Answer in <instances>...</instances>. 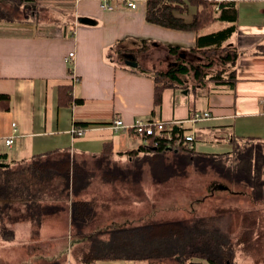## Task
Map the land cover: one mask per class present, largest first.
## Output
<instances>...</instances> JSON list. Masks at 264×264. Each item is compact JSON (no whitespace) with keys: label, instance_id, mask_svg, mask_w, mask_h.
<instances>
[{"label":"crops","instance_id":"0c3cea01","mask_svg":"<svg viewBox=\"0 0 264 264\" xmlns=\"http://www.w3.org/2000/svg\"><path fill=\"white\" fill-rule=\"evenodd\" d=\"M212 1H234L238 6V29L231 44L239 55L229 68L235 73L233 85H208L199 90L192 86L168 87L156 114L152 113L156 83L153 71L160 72L174 62L168 45L187 51L195 45L196 33L148 22L147 0H138L136 9L113 1V10L103 9L100 0H51L50 18L33 23L0 21V95L9 96V100L0 99V155L16 165L36 155L70 152L79 161L94 164V158L109 146L113 160L128 158L126 152L139 149L145 141L131 131H115L111 124L116 118L127 124L152 117L183 121L188 133L199 135L201 141L204 137L210 139L208 147L223 150H204L207 153H230L241 140L264 143V0ZM79 17L90 21L77 23ZM185 17L191 20L193 12ZM144 39L150 47L138 56L133 54L137 67L129 65L128 50L142 46ZM120 50L127 51L120 54ZM73 51L74 58L68 61L66 57ZM139 64L144 70L138 68ZM61 85L72 86L74 101L68 105H58ZM78 98L83 102L76 103ZM196 111H210L212 116L195 123L188 121ZM84 122L89 124L82 127L84 134L75 136L74 125ZM11 137L13 143L8 145L6 140ZM201 141L196 144L199 151ZM51 178L23 191V196L38 190L43 203L56 207L41 218L24 217L22 207L19 218L8 222L14 238L0 236V264H35L34 260L67 264L64 255L57 262L59 253L55 248L47 250L51 243L61 242L59 229H67L66 222L71 230L75 229L71 260L83 264L82 249L74 251L75 245L89 243L91 233L119 225L103 217L105 208L97 209V204L106 207L98 196L89 198L86 189L91 182L75 192L64 185L57 187L55 175ZM77 200L90 202L96 212L94 217L79 221L81 225L73 226L72 205ZM34 243L42 245L30 246ZM30 248L44 253H31ZM24 254L31 256L21 263ZM107 264L132 263L115 260Z\"/></svg>","mask_w":264,"mask_h":264},{"label":"trees","instance_id":"16d2710c","mask_svg":"<svg viewBox=\"0 0 264 264\" xmlns=\"http://www.w3.org/2000/svg\"><path fill=\"white\" fill-rule=\"evenodd\" d=\"M4 1L0 0V21L22 22L24 19H21L17 8H21L25 3H34L38 0H9L13 4L9 9L3 6ZM191 12H193V17L187 20L185 16ZM238 17L239 10L234 1L147 0L146 19L148 22L166 28L196 33V43L188 50L190 56L180 46L168 45L169 54L174 57V62L159 72L162 79H156L153 114L161 109L163 92L168 87L189 88L192 86L194 90H199L208 88V85H213L215 88L233 85L234 71L209 72L210 74L207 71L216 63L215 60H209L210 52L217 54L226 68L235 64L239 53L236 46L231 44V39L238 29ZM217 23L225 25L213 31H206V28ZM147 42L144 39L142 46L128 51L138 56L150 47ZM125 51L127 50L118 52L123 54L126 53ZM196 56L201 58L197 59V63L194 62ZM140 66L141 64L138 68ZM184 77L189 79V85L184 81ZM72 93L71 85H61L58 88V105L72 103L74 101ZM0 99L9 100V96L0 95ZM82 102L81 98L76 99V103ZM88 125L87 122L76 123L77 127ZM166 125L169 127L171 122L167 121ZM188 130L189 128L183 125H172L169 129L172 144H169L164 136L150 137L147 143L144 142L139 149L126 152L128 163L132 162L131 165L138 174L142 172L144 163H147L151 168L153 179L159 183L173 176L186 174L191 165L204 173L212 171L230 182H233L230 179L232 173L241 174L244 170H249L246 177L241 175V179L247 180L246 182L254 189L253 177L250 175L252 165L249 161L252 153L241 154L236 145L230 153L199 151L196 147L197 142L201 141L199 135L194 134V140L187 142L185 135L189 132ZM177 138L179 143H176ZM57 152L36 155L30 161H21L22 163L18 162L16 165L10 163L0 165V236L3 239L14 238V230L8 226V222H15L19 218L18 213L23 206L24 217L31 218L35 215L40 218L44 217L56 207L43 203L41 192L38 190H34L35 193L28 192L23 196L26 194L23 191L36 188L40 183L52 181L51 177L54 175L57 187L64 185L65 189L75 192L83 184L90 183L92 175L96 173L102 176L101 179L112 183L117 180L129 181L131 177L130 174L127 175L128 172H132L129 168L124 171L118 161L111 158L112 151L109 146L103 154L94 158L93 168L88 165L87 160L79 161L70 152L62 153L60 156ZM140 153L146 156L141 158ZM233 155L237 158L234 164L217 159L220 157L233 158ZM0 163H7L4 155H0ZM134 178L136 182L138 179L136 174ZM258 193H254L253 196L257 202L264 198L262 191ZM95 209L90 202L74 201L72 225L80 224L79 221L81 222L82 219L94 217ZM248 221L249 217L243 215V231L234 240L229 231L220 228L215 223L214 217L207 216L195 218L190 223L177 219L150 221L142 225L121 226L98 231L87 237L89 243L82 249L83 255L80 261L83 264L117 259L144 261L146 264H237L235 260L237 247L242 246L245 251H249V248L254 245L251 233L247 232L248 235H246L244 230ZM38 232V229L34 228V234ZM103 233L108 234L106 239L102 238Z\"/></svg>","mask_w":264,"mask_h":264},{"label":"rangeland","instance_id":"374dc122","mask_svg":"<svg viewBox=\"0 0 264 264\" xmlns=\"http://www.w3.org/2000/svg\"><path fill=\"white\" fill-rule=\"evenodd\" d=\"M51 4V0H38L34 3H25L21 8H17V10H19L18 13L21 19H24L22 22H39V20L53 16V12H49ZM12 5V2L9 0H5L3 3V6L7 9ZM219 28L221 27L214 24L206 28V31H213ZM187 53L190 56V51L187 50ZM209 55L211 58L209 59L207 55V59L215 60L216 63L207 71L208 74L215 72L221 73L223 71L226 73L230 72V67L226 68L223 66L217 54L210 52ZM198 57L200 56L194 57V62L197 63V59H201ZM198 61L209 62L207 60ZM141 68L143 69V66H141ZM153 74L157 80L162 79L161 75H159V71H153ZM184 81L186 84H190L189 79L185 77ZM206 83H208V81ZM209 143L210 139H205L204 137V140L199 143L202 144L200 150L223 151L221 149H212L208 147ZM235 145L238 147L237 150L241 154L247 152L252 153L249 157V161L252 165L250 166V175L253 177L254 189L246 182L247 180L241 179V175L242 177H246V173H249V170H244L241 174L232 173L230 179H232L233 182H230L212 171L204 173L200 170H196L191 165V167L187 169L188 172L186 174L176 175L163 183H159L153 179L151 168L147 163H144L142 172L138 174L134 166L131 165L132 162L128 163V158H123L117 161L124 171L128 168L132 171L126 172L127 175H131L129 181L117 180L112 183L108 180L101 179L102 176L100 177L99 173H96L86 190L91 195L89 198L98 196V198L103 201L106 207L97 204V209L101 211L105 208L103 210V217L108 218L107 221L119 222V225L116 227L126 226L123 225L125 223L129 226H135L150 221H168L176 219L190 223L195 218L207 216L214 217L215 223L220 228L229 231L234 240L243 231L242 217L245 215L249 217V221L246 224L249 229L244 227V230L246 235H248L247 232L251 233L254 245L249 248V251H245L242 246L237 247L235 260L237 264H264V198L257 202L253 197L254 193L259 194L258 191H262L264 194V143L247 139L241 140ZM140 156L144 158L146 155L140 153ZM234 158H236V156L233 155V158L220 157L217 159L219 161H227L230 164H234L237 160V158ZM90 162H88V165L93 168L94 164ZM134 174L138 177L136 182L134 181L136 180ZM236 179H238V181H234ZM225 186H227L226 189ZM61 221L64 223V219H61ZM65 226H67V229H59V232L63 235L61 236V242L56 244L51 243L47 250L50 251V248L51 250L55 248L57 253H59L55 258L57 262H59L60 257L64 255V260L67 261V264H77L74 259L71 260V257H73L71 251L73 250V235L75 234V229L71 230L72 228L67 225V222ZM101 236L107 237L108 234L103 233ZM36 244L40 243H34L30 246ZM87 244L88 243H85L81 246L75 245L74 251L78 250V248L83 249ZM33 251L34 253H44L42 249L30 248L29 252L33 253ZM28 256H31V254H24L21 258V263L25 262V258ZM117 260L132 264H146L144 261H135L137 263H134L133 260ZM37 261L38 260H34L35 264H45L41 261L38 263ZM114 261L115 260H105L99 264L113 263Z\"/></svg>","mask_w":264,"mask_h":264},{"label":"built area","instance_id":"2783aa9c","mask_svg":"<svg viewBox=\"0 0 264 264\" xmlns=\"http://www.w3.org/2000/svg\"><path fill=\"white\" fill-rule=\"evenodd\" d=\"M113 1H121L127 6L135 9L138 6V0H100V6L103 9L106 10H113L115 7L113 5ZM78 23V21H77ZM75 52H70L68 57L66 59L68 61H72L74 58ZM211 112L210 111H196L194 112L191 117L188 119V121L195 123L199 122L205 119L211 118ZM166 120L158 117H152L150 119L144 120V119H136L133 123H125L120 118H116L113 120L111 127L115 131H131L133 134L141 137L145 143H147L148 139L150 137H166L168 139L169 144L171 143L172 136L169 132V129L172 125H183V121L180 120H172L171 125L168 127L166 125ZM72 132L75 136H81L84 134V129L82 127H77L74 125ZM185 139L187 142H192L194 140V133H187L185 135ZM6 143L8 145H11L13 143V138H9L6 140ZM176 143H179L178 138L176 139ZM171 147V145H169Z\"/></svg>","mask_w":264,"mask_h":264},{"label":"water","instance_id":"95a60500","mask_svg":"<svg viewBox=\"0 0 264 264\" xmlns=\"http://www.w3.org/2000/svg\"><path fill=\"white\" fill-rule=\"evenodd\" d=\"M77 21L79 23L83 22V23H87L90 21V19H88V17H79L77 19ZM126 57L128 58L127 60V63L131 66H134V67H137L138 66V62H136V60L134 61V55L129 53L128 55H126ZM1 166H4V165H9L8 163H0Z\"/></svg>","mask_w":264,"mask_h":264}]
</instances>
